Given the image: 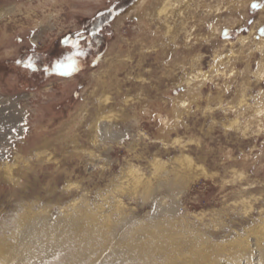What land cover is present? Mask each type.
Returning a JSON list of instances; mask_svg holds the SVG:
<instances>
[{
	"label": "rangeland",
	"instance_id": "obj_1",
	"mask_svg": "<svg viewBox=\"0 0 264 264\" xmlns=\"http://www.w3.org/2000/svg\"><path fill=\"white\" fill-rule=\"evenodd\" d=\"M175 1L0 0V264H264V0Z\"/></svg>",
	"mask_w": 264,
	"mask_h": 264
},
{
	"label": "bare ground",
	"instance_id": "obj_2",
	"mask_svg": "<svg viewBox=\"0 0 264 264\" xmlns=\"http://www.w3.org/2000/svg\"><path fill=\"white\" fill-rule=\"evenodd\" d=\"M176 4L177 2L175 0H164V3L162 5V7L159 9V13L160 14H163V13H166L170 6H174V4ZM170 5V6H169ZM248 38H241L240 40L245 44V41L247 40ZM264 45V43H263ZM262 45V46H263ZM263 65V64H262ZM264 66V65H263ZM207 76V73L201 69H199L197 71V73L195 74H192L191 75V78H190V86H191V90H192V94L195 95V98H196V95H199L200 94V89L201 87L203 86L204 84V81L206 79ZM190 93V92H189ZM238 103L239 104H243L244 102H246V95L245 93H242L240 96H239V99H238ZM86 107H82L79 112L77 113V117H81V119H85L86 117ZM189 110V109H188ZM187 111V105H186V101L185 99L181 100L178 102V105L175 109V113H176V116L178 118H181L183 114H185ZM259 112V111H258ZM264 112V111H263ZM261 118V117H260ZM79 120V119H78ZM238 120V119H237ZM237 120H231V125H233L232 123L234 122H237ZM179 140V139H177ZM172 161L174 163H176V167L177 169L183 171V172H188L189 173V176L191 174V177H189V181L190 182H194V180L198 179L199 178V175L197 174V172L199 171H202L203 174H207L206 172V168L202 165H198L196 163V161L194 160V158L192 156H190L189 154H186V153H182L181 155H176ZM166 164H168L167 162H163V161H160L159 159L155 158L154 161H151L150 162V167L152 168V171H153V178H156L158 177L159 175H161V173L163 172L162 170L165 169V166ZM3 168V167H2ZM13 169V168H12ZM3 170V169H2ZM203 175V176H204ZM209 175V174H208ZM146 177V176H145ZM144 177V174L142 173V171H140V169H138L137 167L133 166V165H127V166H124L122 167V169L120 170V173L119 175H116V178L115 180L113 179V185L112 187H114V189H118V190H124L125 189V186L128 185L129 188L132 187L134 191H141L143 189H146L147 187H149V185L152 183V180L153 179H147ZM196 178V179H195ZM117 180V181H116ZM117 183H116V182ZM72 186H78L77 183H69L68 187H72ZM109 186V185H108ZM128 188V189H129ZM130 190V189H129ZM77 200V199H76ZM246 202V200H245ZM76 203V202H75ZM78 204V203H77ZM124 205H122L121 201H118L117 202V210H120L123 208ZM123 210V209H122ZM85 213V212H84ZM106 213V212H105ZM109 215V214H108ZM107 215V216H108ZM111 216V215H110ZM109 218V217H108ZM41 222V221H40ZM35 226V225H34ZM37 226V225H36ZM37 227H32V228H29L27 230V233H25V235H32L35 233ZM42 228V227H40ZM263 228H260L259 226V232L261 231H264V229L262 230ZM51 230V229H50ZM76 232V231H75ZM257 232V231H256ZM40 233V232H39ZM74 233V232H73ZM264 233V232H263ZM72 235V234H71ZM78 235V234H77ZM74 236V235H72ZM79 236V235H78ZM78 236L76 238H78ZM24 237V236H23ZM26 238V237H25ZM75 239V238H73ZM16 243H15V246L13 244H4V245H0V250H6L9 251L10 253H12V251H15L14 253L15 254H19V255H23L24 253L22 252V250L20 251L21 247L24 246V244H26L27 248H28V251L30 250V247L32 246L31 244H34L33 240H15ZM1 242V241H0ZM9 248V249H8ZM5 252V251H4ZM32 258H33V255L36 254L35 252L31 251L30 252ZM29 256V257H31ZM36 256V255H35ZM54 256V255H53ZM52 256V257H53ZM3 256H1L2 258ZM25 258V257H24ZM45 258V257H44ZM48 259V258H47Z\"/></svg>",
	"mask_w": 264,
	"mask_h": 264
},
{
	"label": "snow or ice",
	"instance_id": "obj_3",
	"mask_svg": "<svg viewBox=\"0 0 264 264\" xmlns=\"http://www.w3.org/2000/svg\"><path fill=\"white\" fill-rule=\"evenodd\" d=\"M76 35L77 37H80L82 34L78 32ZM224 35L225 37H227V32H225ZM64 43L65 44L71 43L74 50L72 52H68L67 54H65L62 59H57L53 64L52 70L61 75H70L71 73L66 69L73 64L77 56L83 55V52L82 50L79 49V45H80L79 39L75 41H69L68 39H65ZM32 47L34 48L35 45L33 44ZM21 62L22 61L19 59H17L16 61V63L18 64ZM25 67L28 69H32L34 71L37 70V65L31 57L28 58L27 62L25 63ZM44 71L47 72L48 69L45 68Z\"/></svg>",
	"mask_w": 264,
	"mask_h": 264
}]
</instances>
